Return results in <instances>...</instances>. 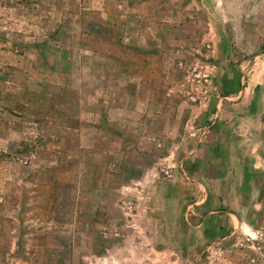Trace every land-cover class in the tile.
Instances as JSON below:
<instances>
[{
  "label": "rangeland",
  "instance_id": "1",
  "mask_svg": "<svg viewBox=\"0 0 264 264\" xmlns=\"http://www.w3.org/2000/svg\"><path fill=\"white\" fill-rule=\"evenodd\" d=\"M118 1L128 22L143 11L175 41L165 72H152L150 87L137 83L134 98L159 97L168 114L176 100L181 114L187 105L209 110L214 100H240L228 95L235 90L227 83L241 76V96L258 100L255 111L264 117V0H147L152 7L140 6L142 0H0V264H264L263 117L234 140L230 165L217 160L221 153L209 154L216 161L186 165L197 181L192 197L210 188L229 198L227 212L208 219L203 235L184 214H152V181L130 180L139 171L116 163L123 154L113 161V154L90 151L85 119L106 107L89 100H115L123 91L122 75L107 71L122 58L108 56L99 39L117 32L101 13L119 14ZM120 30L138 31L133 23ZM180 142V136L157 139L151 177L162 184L179 175L185 155H203L201 148L181 151ZM230 183L234 189L226 193ZM219 224L236 229L227 234Z\"/></svg>",
  "mask_w": 264,
  "mask_h": 264
},
{
  "label": "crops",
  "instance_id": "2",
  "mask_svg": "<svg viewBox=\"0 0 264 264\" xmlns=\"http://www.w3.org/2000/svg\"><path fill=\"white\" fill-rule=\"evenodd\" d=\"M118 2H120L118 4V7H120L118 8L119 14L113 15L119 16H113L111 13L106 12L101 13L102 23L105 21L111 23L110 25L116 27L117 32L99 35V39L108 45V56L119 54L118 57L122 58L117 64V68L108 66L107 71H114L122 75L123 91L115 100H89L91 104L99 103V105L106 107V111L101 113L92 112L85 119V126H88V122L91 125L90 136L93 138L91 143L93 145L90 151L98 154L104 152L111 155L115 154L114 156L112 155L113 161L117 160L118 154H123L122 160L119 158L116 163L120 161L123 170L129 168L138 169L139 171V174L130 180H134V183H140L142 180L146 181L147 179L152 181L148 189L152 195L150 204L151 210L154 211L152 214L159 210H164L168 214L170 209L172 215L176 217H182L184 214L188 220V225L194 224V226L199 228L194 232L203 235L206 232V225L209 224L208 219L217 218L218 215L221 217L222 214L219 213L227 212L223 209V203L228 202L229 198L226 196H215V192L211 191V193L210 188L209 192L205 191L192 197L194 184L197 181H192V173L187 170L188 163L191 164L195 160L198 164H207L212 160L216 161V158L211 157L209 154L221 153L220 158H217V160L227 161V164L230 165L235 160L230 154L231 149L236 145L234 140L242 137L244 131L245 133L249 132V127L253 130L255 122L260 117H263V114H259L257 110L255 111V105L258 100H244L245 97L241 96L244 91L241 86V76L234 79V82L230 79V82L227 83L228 89L232 88L235 90L233 94L229 93L228 95H234L235 99L240 98V100H219V102L214 100L210 103L209 110L196 109L194 108L195 106L187 105L189 109H187L185 114H181L178 112L181 102L176 100L172 101L175 111L168 114L162 111L163 103L162 100L158 99L159 97L154 98V100L134 98V93L131 90L134 89L137 83L148 82V86H145L150 87L152 72H158L160 76L165 72L164 67L168 65V61H165V59L169 58L176 50L173 47L175 41L171 38V35L159 33L157 25H163L164 23L160 24L157 18H148L143 11L134 22H128L129 20L124 18L126 13L124 4L121 1ZM137 3L146 7L152 4L147 0ZM191 5L188 4L186 8ZM150 6L152 7V5ZM150 20L153 26L156 25L155 29L154 27H147V22H150ZM132 23L138 30L135 35H130L120 30L121 27L123 29ZM169 31L171 32V30ZM91 53L95 56H101L100 53L96 55L95 51ZM131 56L140 58L139 63L132 64ZM136 66L139 68H135ZM134 72H140L142 75L134 76L132 75ZM138 86L141 87L142 85L138 84ZM145 104L148 106L153 105L154 107L158 106V109L145 108ZM248 106H250L249 111H245L244 108L247 109ZM180 117L182 119H179ZM80 123L82 124L81 121ZM262 134L263 132L260 135ZM85 135L88 136L89 134L86 133ZM100 136L107 138V141H100ZM164 136L170 138L180 136L182 142L177 147L181 151L186 149L187 154H190L201 148L203 155L195 156L194 158L185 155L184 158L178 161V165L182 167L179 175L174 176L175 174H173L171 180L162 184L159 180L152 178L151 175H153L152 166L157 158L158 149L156 142L157 139ZM190 136H195L194 139H197L196 145L192 148H189ZM171 142L173 143V140ZM104 145L106 148L101 147ZM134 158L136 161H134ZM239 161L241 162V154H239ZM238 164L244 171L247 164L245 162ZM122 178H124V175ZM178 179L180 181H177ZM202 182L199 180L198 184L203 185L205 183V181ZM161 184L165 186L163 194L160 189ZM226 187V193L234 189V185L231 183L226 185ZM131 191L129 193L135 195ZM199 191H201L200 188ZM240 197L242 199L241 193ZM134 198V196H131L133 201ZM235 199L238 200V197ZM131 203L133 202L131 201ZM206 208H208V211H206ZM214 213L218 214L214 216ZM231 214L239 222L238 212L235 210ZM133 215H139V213L137 212ZM227 217L223 216L220 222V224L223 223L224 227L226 226ZM217 219L216 221L218 222L219 220ZM230 219H232L231 216ZM231 223H233V220ZM220 224L218 226L219 229ZM230 227L231 229L224 228V231L221 229L220 231L227 234L235 231V224H231Z\"/></svg>",
  "mask_w": 264,
  "mask_h": 264
},
{
  "label": "built area",
  "instance_id": "3",
  "mask_svg": "<svg viewBox=\"0 0 264 264\" xmlns=\"http://www.w3.org/2000/svg\"><path fill=\"white\" fill-rule=\"evenodd\" d=\"M125 205L128 210L132 209L133 204L131 203V201L125 202Z\"/></svg>",
  "mask_w": 264,
  "mask_h": 264
}]
</instances>
